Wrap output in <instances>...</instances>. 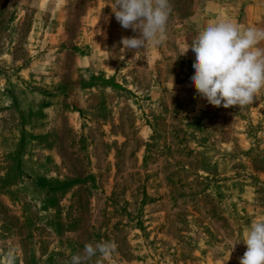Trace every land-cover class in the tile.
<instances>
[{
  "label": "rangeland",
  "instance_id": "1",
  "mask_svg": "<svg viewBox=\"0 0 264 264\" xmlns=\"http://www.w3.org/2000/svg\"><path fill=\"white\" fill-rule=\"evenodd\" d=\"M170 2L167 41L136 57L115 0H0V264L102 240V264H239L264 220V89L209 105L187 49L211 23L264 29V0Z\"/></svg>",
  "mask_w": 264,
  "mask_h": 264
},
{
  "label": "clouds",
  "instance_id": "2",
  "mask_svg": "<svg viewBox=\"0 0 264 264\" xmlns=\"http://www.w3.org/2000/svg\"><path fill=\"white\" fill-rule=\"evenodd\" d=\"M117 22L124 29H132L138 36L122 37L125 50L162 45L168 39V25L172 13L170 0H115L111 6ZM264 29L246 27L232 21L211 23L199 30L188 47L194 53L193 75L190 84L196 95L209 105L228 109L253 104L264 89ZM184 52L185 53H187ZM135 57V59H136ZM246 246L239 264H264V220H254L245 230ZM114 241L85 244L83 254L71 257L70 264H87L93 257L96 264L111 258ZM7 264H15L10 250Z\"/></svg>",
  "mask_w": 264,
  "mask_h": 264
}]
</instances>
